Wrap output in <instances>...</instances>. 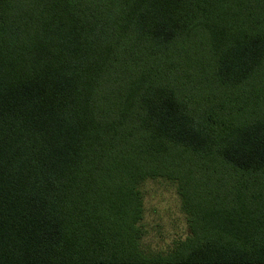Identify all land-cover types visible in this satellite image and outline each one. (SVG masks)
Returning <instances> with one entry per match:
<instances>
[{"label": "trees", "instance_id": "obj_1", "mask_svg": "<svg viewBox=\"0 0 264 264\" xmlns=\"http://www.w3.org/2000/svg\"><path fill=\"white\" fill-rule=\"evenodd\" d=\"M0 264H264V0H0Z\"/></svg>", "mask_w": 264, "mask_h": 264}, {"label": "rangeland", "instance_id": "obj_2", "mask_svg": "<svg viewBox=\"0 0 264 264\" xmlns=\"http://www.w3.org/2000/svg\"><path fill=\"white\" fill-rule=\"evenodd\" d=\"M144 192L142 242L152 249H165L184 238L188 229L175 188L162 180L147 181Z\"/></svg>", "mask_w": 264, "mask_h": 264}]
</instances>
